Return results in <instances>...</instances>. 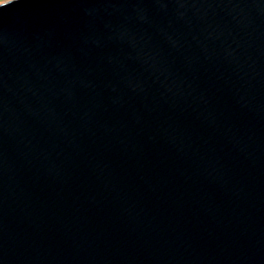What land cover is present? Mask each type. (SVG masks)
I'll return each instance as SVG.
<instances>
[{"label":"water","instance_id":"1","mask_svg":"<svg viewBox=\"0 0 264 264\" xmlns=\"http://www.w3.org/2000/svg\"><path fill=\"white\" fill-rule=\"evenodd\" d=\"M0 264H264V0L0 3Z\"/></svg>","mask_w":264,"mask_h":264},{"label":"snow or ice","instance_id":"2","mask_svg":"<svg viewBox=\"0 0 264 264\" xmlns=\"http://www.w3.org/2000/svg\"><path fill=\"white\" fill-rule=\"evenodd\" d=\"M4 2V0H0V3H3Z\"/></svg>","mask_w":264,"mask_h":264},{"label":"rangeland","instance_id":"3","mask_svg":"<svg viewBox=\"0 0 264 264\" xmlns=\"http://www.w3.org/2000/svg\"><path fill=\"white\" fill-rule=\"evenodd\" d=\"M5 1V0H4Z\"/></svg>","mask_w":264,"mask_h":264}]
</instances>
